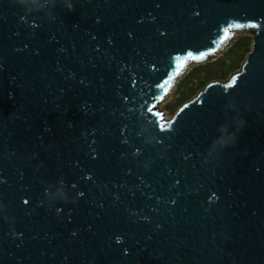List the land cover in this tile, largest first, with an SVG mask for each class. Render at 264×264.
<instances>
[{"label":"water","instance_id":"water-1","mask_svg":"<svg viewBox=\"0 0 264 264\" xmlns=\"http://www.w3.org/2000/svg\"><path fill=\"white\" fill-rule=\"evenodd\" d=\"M0 264H264V0H0Z\"/></svg>","mask_w":264,"mask_h":264},{"label":"rangeland","instance_id":"rangeland-1","mask_svg":"<svg viewBox=\"0 0 264 264\" xmlns=\"http://www.w3.org/2000/svg\"><path fill=\"white\" fill-rule=\"evenodd\" d=\"M251 38L252 36L246 33L242 34L212 59L192 64L175 81L164 110L175 112L177 106L189 99L211 79L227 78L231 72L238 69L246 51L250 49ZM182 97L183 101L180 102Z\"/></svg>","mask_w":264,"mask_h":264},{"label":"trees","instance_id":"trees-1","mask_svg":"<svg viewBox=\"0 0 264 264\" xmlns=\"http://www.w3.org/2000/svg\"><path fill=\"white\" fill-rule=\"evenodd\" d=\"M179 101L182 102V101H183V97H182ZM180 102H179V103H180Z\"/></svg>","mask_w":264,"mask_h":264},{"label":"bare ground","instance_id":"bare-ground-1","mask_svg":"<svg viewBox=\"0 0 264 264\" xmlns=\"http://www.w3.org/2000/svg\"><path fill=\"white\" fill-rule=\"evenodd\" d=\"M173 89V88H172ZM171 94H169V96H170ZM169 96H168V98H169ZM166 111V110H165Z\"/></svg>","mask_w":264,"mask_h":264},{"label":"clouds","instance_id":"clouds-1","mask_svg":"<svg viewBox=\"0 0 264 264\" xmlns=\"http://www.w3.org/2000/svg\"><path fill=\"white\" fill-rule=\"evenodd\" d=\"M71 10V9H70Z\"/></svg>","mask_w":264,"mask_h":264}]
</instances>
